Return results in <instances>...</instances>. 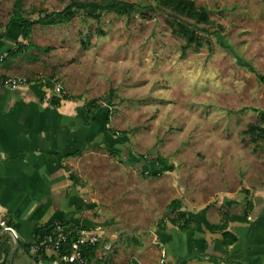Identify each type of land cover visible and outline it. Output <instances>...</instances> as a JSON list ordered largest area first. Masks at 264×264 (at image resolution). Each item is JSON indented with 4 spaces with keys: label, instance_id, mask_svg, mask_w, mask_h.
Segmentation results:
<instances>
[{
    "label": "rangeland",
    "instance_id": "1",
    "mask_svg": "<svg viewBox=\"0 0 264 264\" xmlns=\"http://www.w3.org/2000/svg\"><path fill=\"white\" fill-rule=\"evenodd\" d=\"M114 1L120 13L99 22L80 12L65 25L35 26L27 52L36 72L55 80L54 91L62 88L57 95H81L110 111L107 130L124 143L122 155L87 153L80 175L104 202L121 205L111 214L135 212L149 230L170 219L174 200L211 202L223 188L264 180V0H189L207 10V27L156 0ZM68 3L23 0V10L36 19ZM12 4L0 0L2 22ZM180 26L194 34L189 46ZM251 127L261 139L253 142ZM131 155L139 158L134 169L125 165Z\"/></svg>",
    "mask_w": 264,
    "mask_h": 264
},
{
    "label": "crops",
    "instance_id": "2",
    "mask_svg": "<svg viewBox=\"0 0 264 264\" xmlns=\"http://www.w3.org/2000/svg\"><path fill=\"white\" fill-rule=\"evenodd\" d=\"M9 18L2 22L0 16V78L25 77L28 83L0 87V221L16 233L13 238L0 228V264H56L49 253L29 251L34 230L55 224L97 233L99 243L84 264H264V180L223 188L211 202L179 200L190 221L185 231L170 223L172 216L147 230L135 212L131 218L111 214L121 205L104 202L81 167L87 153L122 155L124 143L98 113L86 118L81 95H63L75 99L54 106L53 99L61 98L55 80L36 72L37 58L27 55L32 43L20 40V26ZM138 160L131 155L125 165L132 169ZM224 217L235 238L230 246L213 229Z\"/></svg>",
    "mask_w": 264,
    "mask_h": 264
},
{
    "label": "trees",
    "instance_id": "3",
    "mask_svg": "<svg viewBox=\"0 0 264 264\" xmlns=\"http://www.w3.org/2000/svg\"><path fill=\"white\" fill-rule=\"evenodd\" d=\"M156 7L163 8L165 10H170L175 16H182L189 20H192L194 22V26H210L211 22L207 15V10L205 8L196 9L195 4L192 1L189 0H156ZM123 6L122 3L115 2L112 0L110 3L107 4H99V3H88L83 6H77L75 4L74 0H69V3L67 6L60 12H52V13H44L39 14L36 19H32L31 15H28L23 10V0H13L12 4V11L10 18L8 20L10 23H17L19 24V34H20V40L22 41H28L30 43V36L32 33V29L35 26H41V27H54L58 25H65L70 23L79 13L81 12L84 15H87L94 21L99 22L102 15L104 13H120V9ZM134 8V6H133ZM137 8H142V6H137ZM146 8H149L146 6ZM201 32H206L204 29H200ZM180 32L181 34L186 38L187 44L186 46H189L193 42L194 34L192 32H189L185 27L180 26ZM97 33L99 35H102V33L97 30ZM3 34H0V38H2ZM21 49V46L19 45L18 50ZM16 53H12V55H16ZM11 55V54H10ZM112 96L113 92H111L110 99L108 101V105L110 106L112 102ZM75 98L70 96H61L60 100L53 99L52 103L54 106L61 100L64 101H70L74 100ZM107 107L109 109L110 107ZM84 112L87 119L93 118L96 113H98L100 116L105 118V122L107 125H109L110 122V111H104V109L101 108L97 100H90L87 101L84 105ZM251 138L253 142L257 139H261L260 136L256 135L257 129L255 127H251L249 129ZM113 135H115L114 132L109 131ZM261 135L264 137V130L260 131ZM256 135V136H255ZM112 155H115L117 157H121L119 154V151L114 150L110 152ZM81 153L73 154L72 156L76 157L79 156ZM122 162V161H121ZM156 164L163 168L166 164L164 160L157 158L155 159ZM127 162H125L126 164ZM144 177L145 174H142ZM70 179L74 181L75 184H77L78 179H76L73 175H70ZM169 211L172 214V218L169 220L170 223L174 226H177L182 231L188 230L190 221L187 218V214L184 212H181V202L179 200H174L169 205ZM226 218H223V223L219 226L214 227L213 229L216 231H220L222 233V239L223 244L225 246H230L235 242V238L228 234L226 232ZM53 226L47 225L43 228H37L34 230V236L35 241L37 242L42 237L50 234L53 230ZM71 241V240H70ZM69 241V242H70ZM95 251V248H91L90 250L86 251L84 254V259H88L89 257H92L93 253Z\"/></svg>",
    "mask_w": 264,
    "mask_h": 264
},
{
    "label": "built area",
    "instance_id": "4",
    "mask_svg": "<svg viewBox=\"0 0 264 264\" xmlns=\"http://www.w3.org/2000/svg\"><path fill=\"white\" fill-rule=\"evenodd\" d=\"M27 83L28 79L25 77L0 78V87L10 90ZM61 92L62 88L58 86L55 89V93L59 94ZM0 228L13 238H16L15 231L5 221H0ZM98 243L99 236L96 232L79 231L68 226L55 224L50 234L30 245L29 251L35 255L49 253L56 264H84L85 252L91 248H96ZM112 249L111 245L106 246L105 255L111 254Z\"/></svg>",
    "mask_w": 264,
    "mask_h": 264
}]
</instances>
